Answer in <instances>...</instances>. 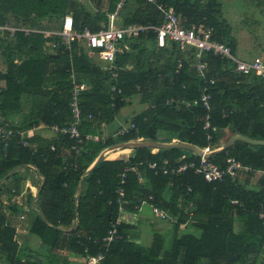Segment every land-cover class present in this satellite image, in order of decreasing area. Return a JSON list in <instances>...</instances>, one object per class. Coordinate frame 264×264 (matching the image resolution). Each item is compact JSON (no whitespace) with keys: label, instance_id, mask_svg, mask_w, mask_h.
Returning a JSON list of instances; mask_svg holds the SVG:
<instances>
[{"label":"trees","instance_id":"obj_1","mask_svg":"<svg viewBox=\"0 0 264 264\" xmlns=\"http://www.w3.org/2000/svg\"><path fill=\"white\" fill-rule=\"evenodd\" d=\"M119 1L110 0L108 11L93 12L81 0H0V21L11 25L30 24L55 17L61 25L63 17L70 13L76 29L87 26L97 31L107 26V12L116 11ZM129 1L125 0L118 10L122 24H161V16L152 4L131 0L135 6L128 9ZM158 1L172 6L176 13L186 18V24L212 28L211 39L226 43L236 51V40L228 19L223 16L220 0ZM15 33L14 44L1 41L8 52V71L0 74V79H5V87L0 91V115L17 109L23 93L30 96L33 115L24 126L11 127L67 124L70 121L69 71L73 68L82 74L77 78L88 84V89L80 96V104L83 115L92 117L83 121L81 132L82 129L95 132L99 122H110L127 100L137 98L145 103V109L131 119L134 127L119 135V141L143 138L169 142L170 138H175L178 144L186 143L200 149L209 143L206 135L212 132L203 129L207 114H210V125L216 128L212 132L215 142L226 132L225 128L264 141V79L236 73L226 59L211 53L202 57L207 64L208 77L216 80L212 87V109L207 112L201 104H185L198 99L205 86L194 70V57L190 53L194 49L181 56L182 65L176 69L178 58L173 56L172 49L156 47L152 30L129 40V50L116 61L119 66L116 78L106 74L101 65L90 58L85 51L88 49H77L78 42L73 43L71 50L58 45L53 47L57 48L54 53H47L44 46L48 38L43 33ZM16 57H23L19 65L13 63ZM17 74L18 81H15ZM111 86L120 92L110 91ZM170 99L173 101L169 102ZM162 132L167 138L160 140L158 136ZM28 141L37 146L36 151L16 142L1 151L0 179L7 174L14 177L16 172H11L27 163L42 174L43 184L37 200L41 214L34 213L29 231L52 248L59 244L61 234L54 226H70L78 218L79 224L73 230L69 247L84 257L102 254L99 264H264V218L259 216L264 208V187L261 191L246 189L229 177L219 183L207 182L192 169L178 175H164L147 166L148 161L166 160L170 166H175L189 159L197 160V152L182 147H158L152 154L149 147H140V153L130 162L101 159L86 173L98 154L115 143L113 137L87 140L79 152L71 148L74 141L67 135L59 134L49 141L31 136ZM226 154L254 169H264V145L236 140L210 158L222 165ZM63 165H66L65 170ZM127 166L135 167V171L126 174L124 189L128 204L125 210H135V204L152 196L153 204L176 217L174 237L168 246L158 232L153 233L148 247L140 246L128 239L127 235L135 227L125 221L117 226L123 239L108 246L100 241L118 216L115 190L119 174ZM84 173L85 183L80 186ZM5 184L0 192L10 194L12 189L18 192L19 187ZM188 186L190 192H187ZM78 187L80 191L76 195ZM180 196L185 204L194 200L192 218L195 217V224L201 227L196 234L176 235L189 218V211L185 212L178 205ZM232 200L238 205L232 204ZM197 217L206 221L198 223ZM234 218H240L241 229L233 226ZM24 246L14 241V228L6 221L0 207V253L10 264H35L16 258V252L18 249L23 252Z\"/></svg>","mask_w":264,"mask_h":264},{"label":"built area","instance_id":"obj_2","mask_svg":"<svg viewBox=\"0 0 264 264\" xmlns=\"http://www.w3.org/2000/svg\"><path fill=\"white\" fill-rule=\"evenodd\" d=\"M125 0H120L117 4L116 11L108 15V24L105 28H101L97 31H91L87 26L82 29H76L74 27L72 14L68 13L63 17L59 30L57 32L33 29L28 27H18L11 25L7 21H0V36L5 33L8 35H14L17 31H22L25 34L30 31H37L43 33L44 37L50 38L55 34L58 36L59 41L52 42L51 46L55 47L59 44L65 48H70L74 42H78L83 45L85 49L94 55L101 63L100 68L108 75L116 78L118 75L119 66L117 60L125 56V53L129 50V40L138 37L142 33H146L149 30L155 32V44L157 48L172 49L173 56H176L177 64L176 69H179L182 65L181 56H186L190 52L191 48L194 52H190L194 57V70L198 78L203 80L204 87L201 90L198 99L190 102H186V105L201 104V106L209 112L212 109V87L216 80L214 77H208L207 64L203 61L202 57L206 53H211L222 59H226L233 66V71L242 75H255L264 79V57H254L251 60H243L238 58L236 53L232 51L230 46L226 43L211 39L212 28L196 25L186 24V18L176 13L172 6H168L158 0H145L147 3L152 4L157 12L161 16V24H141L137 22H130L116 26L114 20L118 17V10L121 8ZM177 72V70H176ZM69 92V110L70 121L65 125H52L49 129L54 135H67L74 141L72 149L76 152L81 150V146L87 140H99L97 137H93L88 134H83L80 130L82 123L86 119H91V115L87 114L85 117L81 110V94L88 89V84L72 75ZM110 91L120 92V89H116L115 86L110 87ZM112 99V97H111ZM173 101L172 99L169 102ZM145 104V103H141ZM154 106V105H152ZM134 124L129 123V126L123 128V132L132 129ZM36 128L35 125L28 128L5 126L0 122V153L6 151L11 142L21 144L23 147H31L32 151H36L35 145H31L28 138L31 137L32 131ZM203 129H211L212 132L216 131L214 126L210 125V114H207L204 118ZM228 132V128H225ZM208 133L206 139L208 144L199 149L198 158L189 159L181 162L178 165L170 166L168 161H148L147 166L155 173L161 172L164 175H178L185 172L188 169H192L197 175L207 182H222L226 177L236 180L240 176L244 175H259L264 178V169L257 170L250 165L241 163L239 160L231 155L226 154L222 165L212 161L211 155L216 152L217 146L213 138V134ZM53 150L54 147L51 146ZM33 168V166H30ZM18 169V168H17ZM13 170L12 172L16 171ZM62 169H66V165L62 166ZM129 171H135V167H125L119 174V185L115 190L116 202L118 203V216L112 226L108 229L107 233L100 238V241L108 246L110 243L116 240L123 239V236L118 233L117 226L124 221L130 214L125 210V206L128 201L125 199V178ZM11 172V173H12ZM191 191V187H187V192ZM22 193H14L12 189L10 194L0 192V207H11L18 204V199L23 195ZM152 196H148L147 199H142L134 205V209L141 210L144 204H147L151 210L152 215L160 220H174L172 214L168 211L153 204L151 200ZM232 204L238 205L236 200L231 201ZM192 206L191 201L188 204L190 208ZM188 208L185 209V212ZM7 215V214H6ZM14 241L20 244L21 235L23 233L19 230H15ZM21 236V237H20ZM20 239V240H19ZM103 259L102 254L87 255L86 264H98ZM4 264V263H0Z\"/></svg>","mask_w":264,"mask_h":264},{"label":"crops","instance_id":"obj_3","mask_svg":"<svg viewBox=\"0 0 264 264\" xmlns=\"http://www.w3.org/2000/svg\"><path fill=\"white\" fill-rule=\"evenodd\" d=\"M97 1V2H96ZM222 2L223 6V0H220ZM97 4H96V3ZM263 2V0H262ZM261 2V3H262ZM86 6H90L93 10V12L98 10L108 11L110 7V0H90V3H84ZM88 8V7H87ZM90 9V8H89ZM222 13L224 12V6L222 7ZM91 10V9H90ZM111 14V12H107V15ZM224 14V13H223ZM44 30V29H43ZM16 34V33H15ZM14 35H8L0 38V48L1 46L4 47V43H15L16 42V36ZM231 34L236 40V50L238 49V41L236 39V35L234 31H231ZM51 41L46 39L45 41V51L47 53H54L55 49L51 46ZM12 44V45H13ZM50 46V47H49ZM57 50V49H56ZM68 50H71V47L68 48ZM90 58L97 64H100V61L94 57L89 51L85 50ZM4 53L3 59L1 61L0 65V74H5L8 71V60H7V49L4 47V51H2V55ZM93 56V57H92ZM23 60V57L19 58L16 57L13 59V63L19 65ZM69 78L71 79L72 75L74 77H78L79 75H82L78 72H76L73 68L69 71ZM24 77V75H22ZM15 81H18V74L15 76ZM5 87V79H0V91H2ZM139 101V100H138ZM127 104L123 106L117 114L114 116V118L110 122H104L101 121L97 124V127L95 128V132H88L86 129H82V133L91 135L93 137L100 138H107V137H113L115 139V143L107 146L104 148L98 156L95 158V160L88 166L87 172H89L95 164L101 160H121L124 163L130 162L132 157H134L136 154L140 153V147H149L150 152L156 153L158 150L157 143H164V144H178L176 142L175 138H170L169 142L166 141H147L143 138H131L130 140L124 142L117 140V137L119 135H122L123 128H126L129 126V123L131 119L138 115L145 107L142 108L145 104H141V106L135 105V103H132V101L127 100ZM29 103V106L25 108V104ZM141 107V109H136V107ZM33 115V109L31 106L30 96H26L25 93L21 96V101L19 104V107L15 110H8L6 111V114L0 115V122L3 123L5 126H19V125H25L30 122L31 117ZM50 126L47 125H37L36 128L32 131L31 136H37L44 140H53L56 138V135L52 133V131L49 129ZM236 133H234L233 130L226 131L223 135L217 138L216 140V152H219L223 149H225V146L230 143V146L234 143H231L233 137ZM167 138L166 133L162 132L159 134L158 139ZM94 141H97L93 139ZM229 146V147H230ZM37 147V146H36ZM196 148V147H195ZM199 148H196L198 150ZM195 152V151H194ZM32 166L31 164L27 163L24 164L22 167H19L16 171L12 172L15 173L14 177H9L7 174L2 179H0V187L3 188L6 186L5 183H9L12 186L19 187L18 193L23 192V196L19 198L18 204H15V208L11 207H4L2 208V211L5 213L6 221L9 223L10 226L14 228L15 230H19L23 233L21 235L20 244L25 245L24 251H18L16 252V258L20 261H32L35 264H86V256L82 255L81 253L77 252L76 250L69 247V241L72 239V235L74 233V229L78 226V218H75L74 221L70 224V226H54L55 229H58L61 231V234L59 235V244L52 248L50 245L44 243L41 241L40 238L30 235L31 232L29 231V228L32 224V221L34 219V213L41 214L39 210V206L37 203V200L39 198L40 190L43 184V176L42 174L33 166V168H30ZM28 168L29 172H24V170ZM82 175L81 185H84L85 181V174ZM15 178V179H14ZM236 182L238 184L243 185L246 189L255 190V191H261L264 187L263 183V177L259 175H244L240 176L236 179ZM5 185V186H3ZM80 187L77 188L76 195L79 193ZM2 193H5L4 191H1ZM166 197L168 196V193H166ZM30 195V197L28 196ZM27 197H29L27 199ZM182 197H179L178 205L182 209L188 208L189 211V218L184 222L183 225L180 226L178 229V233L176 232V235L183 236L184 234H196L201 229V227H197L195 217L192 218V208L194 207V200L191 201L192 206L189 208L188 203H184L182 201ZM127 212L130 214L124 221L127 224H131L133 227H135L134 231L132 233H129L128 239L134 240L137 244L140 246L148 247L152 240V235L154 232L160 233L166 242V245L168 246L171 242V240L174 237V222L176 220V217H174V220H160L152 216V219H149L147 216V210L143 208L139 211L137 210H127ZM7 214V215H6ZM9 214V215H8ZM259 216L261 218H264V208L263 211L259 213ZM198 223L206 221L205 218H196ZM241 220L240 218H234L233 220V226L236 230L241 229ZM237 227V228H236ZM15 235V234H14ZM26 237V238H25ZM251 257V255H250ZM264 257V256H263ZM253 258V257H251ZM253 259H250V262H252ZM0 263L4 264H10L7 263L5 260V255L0 253ZM99 264V263H98ZM180 264V263H179Z\"/></svg>","mask_w":264,"mask_h":264},{"label":"rangeland","instance_id":"obj_4","mask_svg":"<svg viewBox=\"0 0 264 264\" xmlns=\"http://www.w3.org/2000/svg\"><path fill=\"white\" fill-rule=\"evenodd\" d=\"M81 2L88 3L89 5L90 0H81ZM261 2L262 0H223V16L228 19L232 31H234L236 39L238 41V49L235 51V53L238 58H241L243 60H251L256 56L261 58L264 57V0L262 3ZM134 6V2L130 0L126 8L133 9ZM87 7L88 9L90 8L91 10H93L90 6ZM13 24L18 27H28L41 30L44 29L48 31L57 32L59 30L60 21L59 19L53 17L50 19H44L40 22H31L30 24ZM114 24L116 26L122 24L120 21V17H117L114 20ZM48 40L56 42L59 41V38L55 34L54 36L48 38ZM75 46L79 50L85 49V47H83V45L81 44H76ZM58 47H62L61 44H59ZM2 51H4L3 46H1L0 48V65L3 64H1V61L4 56V53L2 55ZM130 101H132V103H135V105L141 106L137 98H131ZM28 106L29 103H26L25 108H27ZM138 106H135L136 109H141V107ZM143 107H145V105L142 106V108ZM24 172H29V169L26 168ZM142 208L143 210H147L146 213L148 218L152 219L153 215L149 206L147 204H144Z\"/></svg>","mask_w":264,"mask_h":264},{"label":"water","instance_id":"obj_5","mask_svg":"<svg viewBox=\"0 0 264 264\" xmlns=\"http://www.w3.org/2000/svg\"><path fill=\"white\" fill-rule=\"evenodd\" d=\"M236 140H242L245 141L251 145H264V141L263 140H257V139H252L248 136L242 135V134H235V136L233 137L231 143L235 142ZM158 146L160 147H182V148H187L190 149L192 151L195 152H199V149L196 150V148L190 144H186V143H180V144H164V143H157ZM230 143L228 145L225 146V148L229 147Z\"/></svg>","mask_w":264,"mask_h":264}]
</instances>
